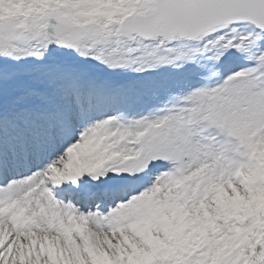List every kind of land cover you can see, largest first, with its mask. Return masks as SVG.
Here are the masks:
<instances>
[{
  "label": "snow or ice",
  "instance_id": "snow-or-ice-1",
  "mask_svg": "<svg viewBox=\"0 0 264 264\" xmlns=\"http://www.w3.org/2000/svg\"><path fill=\"white\" fill-rule=\"evenodd\" d=\"M0 264H264V0H0Z\"/></svg>",
  "mask_w": 264,
  "mask_h": 264
}]
</instances>
